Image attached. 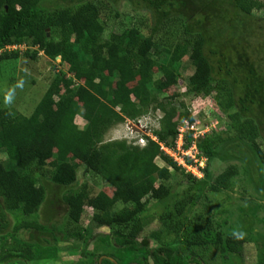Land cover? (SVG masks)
Returning a JSON list of instances; mask_svg holds the SVG:
<instances>
[{
  "label": "trees",
  "instance_id": "1",
  "mask_svg": "<svg viewBox=\"0 0 264 264\" xmlns=\"http://www.w3.org/2000/svg\"><path fill=\"white\" fill-rule=\"evenodd\" d=\"M124 3L144 14V24L106 38L102 17L119 19ZM259 11L264 4L258 0H0V63L25 56L52 63L51 69L57 58L69 66L31 115L0 109V264L60 261V251L79 252L71 264H229V258L243 256L252 239L233 228L217 231L200 215L189 219L198 199L179 192L192 183L206 185L209 194H228L243 181L245 192L264 203ZM170 29L179 31V40L166 56L156 37ZM184 67L193 73L185 91L167 95L182 81ZM190 97L225 124L198 140L193 132L185 134L183 153L193 145L199 152L197 162L184 157L186 165L203 160L201 178L161 150L177 153L179 128L185 121L194 124L184 101ZM127 122L145 124L151 133L143 136L145 147L106 139ZM217 160L228 166L214 175ZM88 176L110 191L95 193ZM140 200L160 205L157 230L147 233L151 221L127 208ZM51 201L67 207L62 219L43 218ZM119 204L126 208L116 213ZM92 227L107 228L110 235L92 236ZM72 240L82 248L70 247ZM257 244L256 264H264V237Z\"/></svg>",
  "mask_w": 264,
  "mask_h": 264
},
{
  "label": "rangeland",
  "instance_id": "2",
  "mask_svg": "<svg viewBox=\"0 0 264 264\" xmlns=\"http://www.w3.org/2000/svg\"><path fill=\"white\" fill-rule=\"evenodd\" d=\"M258 1L264 4V0ZM120 12L121 17L117 20H115L113 14L111 15L110 13H106L102 17L107 21V23L105 24L106 38L112 33L120 36L124 32V30L140 22L143 23V21H145L146 19L144 14L140 15L138 13L132 12L131 6L125 3L122 5ZM254 14L258 18L262 20L264 19V12L259 11L258 13L255 12ZM170 30H168V35L166 33L167 36L162 33L161 35L156 37V44L159 52L162 55L166 56L168 55L167 52L170 51L171 48H173L174 45L172 44L174 42L176 43V41L179 40V31L177 29L171 31ZM254 47L255 45L251 44L250 49L253 50ZM20 50L24 53L28 49L26 47H22ZM251 54V56L256 57L255 55H253L254 51H252ZM262 56L264 57V53H262ZM59 63L60 60H56V68L51 69L53 65L52 63L46 65L45 60L34 61L25 56H22L18 60H11L0 63V109H7L13 115H31V113L34 111V108L38 105L41 98L48 90L53 79L59 73L68 72L69 66L66 63ZM184 63L186 62L184 61L183 64ZM262 69H264V65ZM181 74L182 81L179 82L177 89L175 91L169 92L167 95H173L177 92L183 93V91H185L187 82L193 73L189 68L184 67L181 70ZM63 87H69L68 82L65 80L63 82ZM184 101L187 105V108L189 109V112H191L195 117V123H197L198 129L197 133H202L201 135L205 136L209 135L213 131L223 129V127H225L224 119L218 118L217 113L213 115L211 108L207 104L192 99L191 97L185 99ZM76 123L81 126L84 125L85 122L81 118H77ZM139 130L145 131L144 128H140ZM139 130L136 129V131H134V134L132 135L131 132L128 133L127 126H125V124H121L111 130L107 134L106 139L108 141H128L130 144L134 145V143H136L140 139ZM197 153L199 154L198 150H196V152L193 151V153H186L185 155L189 156L192 161L196 162L198 161L196 156ZM2 159H4V156L2 157ZM178 161L179 163L184 164V160L182 158H178ZM156 164L161 167H165V163L159 159L156 160ZM199 166L205 167V162L203 160H200ZM227 166L228 165H226L224 162L217 160L212 165L214 175L222 173L227 168ZM196 175H198L199 178L202 177V174L199 172H196ZM83 179L84 177L81 172L79 174V180ZM86 180L90 181V187L94 189L95 193H99L101 190H104L106 192L110 191V189L107 188L104 183L100 182L96 178L91 180L88 176ZM213 182L215 181L213 180ZM213 182L211 185L214 184ZM245 188L246 187L243 185V181H238L236 187L232 192H229L228 194L220 193L215 195L208 193V187H206V185H197L190 183L189 185L185 186V188H181L179 192L182 194V191L184 189V193L187 194L189 198L195 197L198 199L195 207L193 206V208L187 212V217L189 219H192L194 216L196 217L200 215L204 220L211 222L217 231L220 230L225 234L231 232L233 228L235 231L246 234L248 235L249 239H252L251 242L244 248L243 256L231 259L229 258L227 260L229 261V264H256L258 252L257 240L258 237L260 240H262L264 237V224L262 223L264 219V203H262L260 199H254L253 197H251V193H246ZM51 190L53 191L51 192L50 196H53V199L55 200V194L53 195V193L56 191V189L52 187L49 192ZM174 191L176 192V194H178L177 189H175ZM58 192L61 195L60 189L58 190ZM144 203L145 200H140L138 203H134L132 206L128 205L127 208H134L141 214V218H145V220L151 221L150 225L146 228V231L148 233L159 228L158 222L161 213V207L154 201L148 202L146 206L144 205ZM206 204L209 206L207 210L204 207ZM172 205L173 204H168V206ZM124 208L126 207L122 204H119L116 206L115 212L117 213ZM45 210V215L43 216L44 219L53 217L54 214L58 215L57 217H60V219H62L66 214L67 207L65 205H59V203H57L56 201H51L46 204ZM86 214L88 215V217H91V212L89 210L86 211ZM60 219H58L57 221L60 222ZM65 223L63 224L65 225ZM88 225L90 226V223ZM89 229V232L92 234V236L110 235L109 229L104 227H92ZM251 233H253V235H250ZM75 243L80 248H82V243H78L74 240H72L69 244L70 247ZM96 245L97 244L92 243L90 245V249L93 250L95 247H97ZM153 246L156 247L157 245L153 244ZM78 254L79 252L71 254L68 252L60 251L58 255L59 259H61L60 261H46L40 264H71L73 263L72 261L75 260V257H79Z\"/></svg>",
  "mask_w": 264,
  "mask_h": 264
},
{
  "label": "built area",
  "instance_id": "3",
  "mask_svg": "<svg viewBox=\"0 0 264 264\" xmlns=\"http://www.w3.org/2000/svg\"><path fill=\"white\" fill-rule=\"evenodd\" d=\"M13 49H16V47H10L9 50H13ZM136 127H138L137 129H142L144 128L145 129V132L147 131L146 129V126L143 122H139L138 125H136ZM198 129H197V123L195 124H189L187 121L184 122L183 124V127L180 128L179 130V140H178V143H177V150L178 152L173 155L171 154L172 152H170L167 148H165L164 146L161 145V150L164 151L165 153L171 155L172 157H174L177 161H178V158H182L184 159L183 157H189V156H186L185 154L187 153H190L193 151L196 152L197 148L195 147V145L192 146V148L187 151V152H184L182 151V146L184 145V137H185V134H187L188 132H193L194 135H193V138L195 140H198L199 138H201V136L203 137L204 135H201L202 133H197ZM131 134L133 135L134 133H132V131H130ZM148 135H151V133L148 131ZM152 139H154L156 141V139L154 137H152ZM135 145H138V146H141V147H145L146 146V141L144 139H142L140 137V139L135 143ZM182 153L183 157L179 155V153ZM196 156H198V153L196 154ZM197 162V161H196ZM188 171L189 172H192V173H195L197 171V168L194 166H190L188 167Z\"/></svg>",
  "mask_w": 264,
  "mask_h": 264
},
{
  "label": "clouds",
  "instance_id": "4",
  "mask_svg": "<svg viewBox=\"0 0 264 264\" xmlns=\"http://www.w3.org/2000/svg\"><path fill=\"white\" fill-rule=\"evenodd\" d=\"M16 50H17V48H16ZM56 60H60V63H61V58H57ZM59 63V64H60ZM195 123V122H194ZM183 124H184V122H183ZM136 125H138V123H132V122H127L126 124H125V126H127V128H128V133L130 132V131H132V133H134V131H136V129L138 128V127H136ZM183 127V125L180 127V128H182ZM134 128V129H133ZM180 128H179V130H180ZM137 130H139V129H137ZM178 130V131H179ZM213 132H215V131H213ZM139 135H140V137L142 138V139H144V135H147V136H151V135H148V130L145 132V131H140L139 130ZM206 136V135H205ZM178 138H179V136H178ZM145 140V139H144ZM134 145H135V143H134ZM135 146H138V145H135ZM139 147H141V146H139ZM170 152H172V151H170ZM171 154H176L175 152L173 153H171ZM183 157V156H182ZM184 158V157H183ZM190 158V157H189ZM176 160V159H175ZM184 160V164H181V163H179V161H178V163L180 164V165H183V166H185L186 168H187V170H188V167H190V166H192V165H186V160H185V158L183 159ZM177 161V160H176ZM194 162V161H193ZM192 167H194V165L192 166ZM199 167L200 166H197L196 168H197V171L196 172H199ZM189 172V171H188ZM196 172L195 173H192V172H189V173H192V174H194L195 176H197L198 177V175H196ZM199 173H201V172H199ZM202 174V173H201ZM199 178V177H198Z\"/></svg>",
  "mask_w": 264,
  "mask_h": 264
},
{
  "label": "water",
  "instance_id": "5",
  "mask_svg": "<svg viewBox=\"0 0 264 264\" xmlns=\"http://www.w3.org/2000/svg\"><path fill=\"white\" fill-rule=\"evenodd\" d=\"M134 129V128H133Z\"/></svg>",
  "mask_w": 264,
  "mask_h": 264
}]
</instances>
